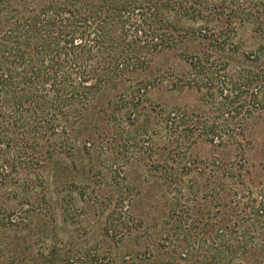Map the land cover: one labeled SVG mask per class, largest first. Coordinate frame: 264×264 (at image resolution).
Segmentation results:
<instances>
[{
    "label": "rangeland",
    "instance_id": "1",
    "mask_svg": "<svg viewBox=\"0 0 264 264\" xmlns=\"http://www.w3.org/2000/svg\"><path fill=\"white\" fill-rule=\"evenodd\" d=\"M238 30L231 50L192 34L172 41L149 67L98 91L70 148L0 184V264H208L213 248L229 255L222 234L235 237L246 217L243 195L264 201V77L243 82L264 56L252 60L256 36ZM165 159L182 179L173 189L158 175ZM260 255L228 262L264 264Z\"/></svg>",
    "mask_w": 264,
    "mask_h": 264
},
{
    "label": "trees",
    "instance_id": "2",
    "mask_svg": "<svg viewBox=\"0 0 264 264\" xmlns=\"http://www.w3.org/2000/svg\"><path fill=\"white\" fill-rule=\"evenodd\" d=\"M247 26L256 36L248 54L258 61L264 56V0H0V184L19 183L21 168L38 169L70 148L72 128L98 91L149 67L172 41L192 34L231 50L238 29ZM246 72L247 87L264 77L263 67ZM226 130L223 136L231 137L233 129ZM215 131L208 127L204 134ZM163 163L158 175L173 189L182 181L171 172L176 162ZM239 184L230 185L238 190ZM247 192V214L233 226L235 237L222 234L224 245L235 249L216 258L212 247L208 264H229L252 250L264 258V201Z\"/></svg>",
    "mask_w": 264,
    "mask_h": 264
}]
</instances>
